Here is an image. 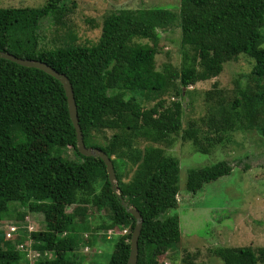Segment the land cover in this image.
I'll use <instances>...</instances> for the list:
<instances>
[{"label": "trees", "instance_id": "trees-1", "mask_svg": "<svg viewBox=\"0 0 264 264\" xmlns=\"http://www.w3.org/2000/svg\"><path fill=\"white\" fill-rule=\"evenodd\" d=\"M74 8L73 0H46L38 8H0V51L41 61L67 77L85 146L111 158L121 199L140 214L136 264H161L158 258L164 260L180 240L178 216H167L178 206L179 163L163 148H138L136 137L159 132L163 137L152 142L170 148L179 138L209 154L227 143V134L243 129L244 120L250 126L260 111L264 139V48L260 47L264 0H180L177 13L120 9L103 18L100 37L92 46L75 45L73 35L64 46H42V21L62 26ZM175 24L180 30V67L166 63L159 71L155 62L159 31ZM241 54L254 61L256 93L238 90L225 105L218 91L205 92L203 129L191 122L183 130L188 88L216 78L223 62ZM169 93L176 100L166 106L161 98ZM132 95L156 103L144 108ZM104 130L116 134L108 143H96L94 135ZM67 149L75 160L63 157ZM230 173L226 162L189 170L185 190L195 195L205 184ZM121 199L111 190L103 162L77 152L62 85L40 70L0 59V222L9 204L16 203L41 214L45 225L42 231L21 232L9 239L0 231V264H30L27 253L16 249L28 242L40 253L32 264H86L75 251L80 235L88 230L89 207L107 210L109 216L94 228L93 238L86 236V245H97L101 231L126 228L128 234L116 237L107 263L126 264L136 222ZM210 252L222 264H264V248L215 247Z\"/></svg>", "mask_w": 264, "mask_h": 264}, {"label": "rangeland", "instance_id": "rangeland-1", "mask_svg": "<svg viewBox=\"0 0 264 264\" xmlns=\"http://www.w3.org/2000/svg\"><path fill=\"white\" fill-rule=\"evenodd\" d=\"M45 1L0 0V8H38L43 6ZM73 1L75 8L64 18L62 26L55 25L51 20L42 21L39 30L42 46H64L69 42L68 37L71 35L76 38L75 45L92 46L100 37L103 18L112 12L120 9L156 8L177 13L180 3V0ZM159 33L158 53L155 56L156 69L160 71L166 63L178 69L181 64L178 26L175 24ZM262 35L260 47L264 48V30ZM253 67L254 61L241 54L235 59L223 62L222 71L216 78L189 87L183 100L182 129L185 130L191 122L203 129L200 119L206 114L204 94L207 91L214 89L221 93L225 105H229L238 90L256 93ZM213 85H216V88ZM136 98L144 108H150L156 103L146 102L139 96ZM161 99L166 106L176 100L172 93ZM262 116L260 111L256 113L250 126L244 120L243 129H236L227 134V143L215 147L209 154L197 152L190 141H182L179 138H175L176 141L170 148L161 142H152L154 138L163 137L159 132L137 135L135 144L138 148H163L168 156L177 159L179 163V193L176 197L178 206L169 210L167 216H178L180 240L165 254L164 260L162 257L158 258L159 263L183 264L182 260H185L191 264H222L221 260L210 252L215 247H250L255 251L264 248V139L259 129ZM114 134L115 131H99L94 135V141L98 144L108 143ZM62 155L66 159L75 160L71 149L64 150ZM219 162H226L231 167L229 175L205 184L195 195L186 192L185 182L189 170L210 167ZM72 209L73 207L67 212ZM88 215V230L80 235L81 244L75 254L85 257L86 264H107L117 238L107 240L105 236H101L97 245L90 246L86 245L85 236H88V239L93 238L94 228L108 219L109 212H97L89 207ZM27 222L34 225L36 231H42L45 226L41 214L30 213L26 208L11 203L8 213L3 215L0 222V231H5L9 224L24 225ZM102 232L99 233L103 235ZM94 238L97 239V236ZM84 247L89 248L88 252L85 253ZM187 255L191 257L188 260L185 259Z\"/></svg>", "mask_w": 264, "mask_h": 264}, {"label": "water", "instance_id": "water-1", "mask_svg": "<svg viewBox=\"0 0 264 264\" xmlns=\"http://www.w3.org/2000/svg\"><path fill=\"white\" fill-rule=\"evenodd\" d=\"M0 59L9 61L21 67L40 70L43 73L57 80L62 85L64 93H65L66 101H67L69 118H70V121L72 123V126L76 134L77 152L82 157L98 158L103 162L111 190L113 194L117 196L118 199H121L120 194H119V189L116 183V177H115L114 169L112 166L111 158H109L105 153H103L101 150L97 148L86 147L83 142L81 129L78 123L77 109H76V104H75L74 97H73V90H72L71 84L69 80L67 79V77L64 74L55 71L53 68H51L50 66H48L47 64L41 61L19 59L9 53L1 52V51H0ZM120 204L126 210V212L129 215H131V217H133V219L136 222L131 232V236H130V251H129V257L126 263V264H136L137 254H138V240H139L140 231L142 227L141 217L137 210L128 207L127 204L122 199L120 200Z\"/></svg>", "mask_w": 264, "mask_h": 264}, {"label": "built area", "instance_id": "built-area-1", "mask_svg": "<svg viewBox=\"0 0 264 264\" xmlns=\"http://www.w3.org/2000/svg\"><path fill=\"white\" fill-rule=\"evenodd\" d=\"M34 226L32 224H30L29 222L24 223V225H15V224H9L6 226L5 228V236L6 238H12L14 235L18 234V233H24L27 235H30L32 232H34ZM103 236L106 237L107 240H110L112 238H116V237H120V236H125L128 234V230L127 229H121V230H108L106 231V233H102ZM86 238V236H85ZM31 243L28 242V244L24 245V244H20L17 245L16 249L18 251L21 252H26L27 253V258L30 264L33 263V261H35L36 259H38L40 257V253L37 251H33L31 249ZM85 253L88 252L89 248H85ZM47 257H50L49 254H45Z\"/></svg>", "mask_w": 264, "mask_h": 264}, {"label": "clouds", "instance_id": "clouds-1", "mask_svg": "<svg viewBox=\"0 0 264 264\" xmlns=\"http://www.w3.org/2000/svg\"><path fill=\"white\" fill-rule=\"evenodd\" d=\"M34 226V225H33ZM124 229H126V228H124ZM36 231V230H35ZM33 233V232H32ZM101 236H103V235H101Z\"/></svg>", "mask_w": 264, "mask_h": 264}, {"label": "crops", "instance_id": "crops-1", "mask_svg": "<svg viewBox=\"0 0 264 264\" xmlns=\"http://www.w3.org/2000/svg\"><path fill=\"white\" fill-rule=\"evenodd\" d=\"M99 243V240H98V242H97V244Z\"/></svg>", "mask_w": 264, "mask_h": 264}]
</instances>
